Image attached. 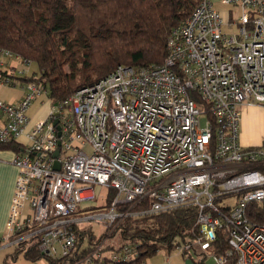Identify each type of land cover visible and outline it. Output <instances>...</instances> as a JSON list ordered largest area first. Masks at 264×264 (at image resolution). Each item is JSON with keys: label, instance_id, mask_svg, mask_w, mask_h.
<instances>
[{"label": "built area", "instance_id": "1", "mask_svg": "<svg viewBox=\"0 0 264 264\" xmlns=\"http://www.w3.org/2000/svg\"><path fill=\"white\" fill-rule=\"evenodd\" d=\"M219 2L237 7L238 18L201 0L171 29L163 63L118 65L80 88L56 104L59 129L51 102L44 118L28 116L46 84L26 80L16 64L30 62L0 48V85L23 79L26 91L17 103L0 100V152L17 168L0 246L33 241L59 264H147L133 262L132 244L104 252L103 241L87 239L80 248L91 250L75 254L78 227L195 206L200 248L208 250L219 231L227 240L223 253L211 252L215 264L231 256L235 264H264V143L244 146L239 134L243 108L264 106V0ZM229 23L237 33L222 29ZM109 189V207L88 216Z\"/></svg>", "mask_w": 264, "mask_h": 264}, {"label": "trees", "instance_id": "2", "mask_svg": "<svg viewBox=\"0 0 264 264\" xmlns=\"http://www.w3.org/2000/svg\"><path fill=\"white\" fill-rule=\"evenodd\" d=\"M200 1L0 0V48L36 63L37 77L25 79L43 81L50 102L60 104L80 88L104 78L118 65L149 67L163 63L171 29L186 20ZM114 195L115 191L109 189L103 206L109 207ZM124 208L125 205H119L120 210ZM197 217L195 206L127 216L106 227L94 242L89 228L78 227L74 252L86 254L91 250L80 248L85 239L96 245L111 238L104 252H118L127 244L136 245L139 256L133 262L140 263L162 249L171 253L176 246L190 244L192 252L183 250L182 256L194 264H207L211 252L225 251L227 240L219 231L210 248L202 250L198 244L201 230ZM21 251L26 258L41 255L33 241L20 242L14 249V257ZM48 259L49 264L59 262ZM225 264H235V257H228Z\"/></svg>", "mask_w": 264, "mask_h": 264}, {"label": "rangeland", "instance_id": "3", "mask_svg": "<svg viewBox=\"0 0 264 264\" xmlns=\"http://www.w3.org/2000/svg\"><path fill=\"white\" fill-rule=\"evenodd\" d=\"M212 1L214 2L216 0H212ZM213 5L215 8H217L219 11H221L223 13L224 18L227 17V18H231L232 20H235L238 18L240 11L237 7L232 6V5L221 4L220 2H214ZM222 29L228 34H235L238 31V25L229 23V24L223 25ZM22 69L25 70V75H27V76H32L33 74L37 75L39 73L38 67H37L36 63H34V62H30V64H28V65H25L24 63H21V62L17 63L16 64V71L22 70ZM25 94H26L25 82L23 81V79L16 80L14 82V86H12V85L1 86L0 85V100H3L5 102L17 103L19 100H21L25 96ZM49 101L50 100L48 98L47 92L36 96L31 101L30 106L27 109L28 116L33 117L36 114L41 113L42 111L47 109V106L49 104L48 111L46 114V116H47L50 109L52 108V105ZM258 108H260V110L250 112L248 114V116L253 115V119H255V118L259 119L262 122L264 120V106L259 105ZM245 109L243 110V116L241 117V120L239 123L240 142L244 146L257 145L260 143H264V130L259 129L258 131H253L252 128H248L245 125V121H243V117L247 116ZM244 136L249 137V139L252 138L253 136H255V138H257L256 139L257 142L254 141L255 143H248L246 141V139L244 138ZM85 149L87 151L89 150V148H85ZM5 157L9 158L10 155L0 152V158L3 159ZM14 167H16V166H14ZM9 180H10V177L8 178V180H7V178L4 177L2 182H0V186H2L4 192L6 191V189L8 187ZM105 192H106V190L102 188L101 194H104ZM104 203H105V201L102 199V197H98L93 204L94 206L90 209V213L88 214V216L103 213L101 206H103ZM0 219H2V214L0 215ZM80 227L81 228L86 227V228H89L91 230V234H92V238H93V242H94V241H97L98 238L106 230V223L99 221L97 218H92V219H88L84 223H81ZM3 230H4V228H3ZM212 232H213V230H212ZM110 240H111V238H107L106 240H104L103 241L104 246L106 244H108L110 242ZM86 244L89 245V243H87V240L85 239L81 246H85ZM14 249H15V247L13 244L7 245L4 242H2V244L0 246V264H49V259L47 257L40 255L37 257L26 258L24 256V254L22 253V251L19 252V254H17L16 257H14ZM58 249H59V247H58ZM162 250L159 252H163ZM190 252H192V251L190 250ZM206 263L207 264H215L210 256H207Z\"/></svg>", "mask_w": 264, "mask_h": 264}, {"label": "crops", "instance_id": "4", "mask_svg": "<svg viewBox=\"0 0 264 264\" xmlns=\"http://www.w3.org/2000/svg\"><path fill=\"white\" fill-rule=\"evenodd\" d=\"M214 2H219V1L216 0ZM48 107H49V104L47 106V109H45L41 113H38L35 116L30 117V118L32 120L44 118L47 114ZM258 107H259V105L254 104V105H249V106H246L243 108V110L246 108L245 110H246V114H247L246 117H243V121H245V125L248 128H252L253 131H258L259 129L264 130V120L261 122V120H259V119H256V118L253 119V115L248 116V114L250 112L260 110V108H258ZM242 116H243V111H242L241 117ZM244 138L246 139V141L248 143H255L254 141H256V139H257V138H255V136H253L250 139H249V137H246V136H244ZM1 153H3V152H1ZM16 176H17L16 167H14L8 161L7 157H5L3 159L0 158V182H2L4 177L7 178V180L10 177L8 187H7L5 192L2 188V186H0V196L2 197V198L0 197V215L2 214V219H0V234H2L4 225L6 222V218L8 215V211H9V207H10V203H11V198H12V194H13V190H14ZM162 251L163 252L158 251L159 253L157 252L156 254L146 258L145 262L147 264H184L185 258L182 256L181 252L179 253L176 251H172V253H168L165 250H162Z\"/></svg>", "mask_w": 264, "mask_h": 264}, {"label": "water", "instance_id": "5", "mask_svg": "<svg viewBox=\"0 0 264 264\" xmlns=\"http://www.w3.org/2000/svg\"><path fill=\"white\" fill-rule=\"evenodd\" d=\"M52 110H53V114H54V119H53L54 124H56V127L59 129V125H57L59 109H58L56 103H53ZM57 153H58V149H56L54 151L53 155L55 156V155H57ZM54 168L59 169V164L57 162L55 163ZM184 264H194V262L191 259L187 258V259L184 260Z\"/></svg>", "mask_w": 264, "mask_h": 264}]
</instances>
